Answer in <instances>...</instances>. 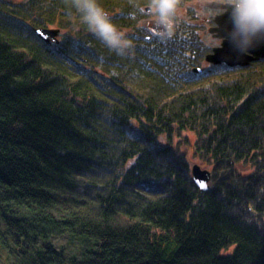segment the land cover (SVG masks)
<instances>
[{"label":"trees","instance_id":"16d2710c","mask_svg":"<svg viewBox=\"0 0 264 264\" xmlns=\"http://www.w3.org/2000/svg\"><path fill=\"white\" fill-rule=\"evenodd\" d=\"M111 1L100 4L119 28L137 21L131 11L117 18L119 0ZM141 3L146 6L147 0ZM74 13L64 0H0V251L3 246L10 253L18 251L19 264H264V239L256 231L264 219V192L259 206L252 178L241 184L219 181L216 195L192 201V164L181 147L187 141L184 131L207 136L205 150L196 144L195 154L204 167L220 171L209 157L219 162V149L214 148L222 136L237 128L238 118L262 113L255 106L251 110L245 87L235 86L233 92L217 85L202 88L205 95H216L210 101L214 107L242 115L189 117L183 94L163 88L162 79L149 76L137 59L112 56L80 20L72 28ZM30 21L35 27L75 31L64 35L65 48L48 47L25 24ZM60 49L73 59L76 49L83 52L88 66L104 61L115 65L117 75L128 70L132 81H145L135 84L127 78L122 88L133 99L112 103L103 94L119 93L110 81L94 83L88 69L72 68L57 58ZM102 49L107 52L103 58L98 53ZM197 55L180 56L175 64L192 69L200 62ZM217 69L213 78L231 87L233 77L244 72ZM104 103L117 105L116 114ZM251 123L259 131L254 130L245 146L256 149L252 153L259 156L253 160L262 165L264 119ZM141 134L143 145L138 142ZM161 140L168 141V148L158 145ZM224 153L226 163L240 158ZM165 176L172 182L169 191L149 187L150 181ZM234 191L240 196L232 195ZM231 198L235 204L228 203ZM62 238L79 243V251L69 255L66 245L57 248L53 242ZM224 244H234V253L219 257L216 251Z\"/></svg>","mask_w":264,"mask_h":264},{"label":"bare ground","instance_id":"6f19581e","mask_svg":"<svg viewBox=\"0 0 264 264\" xmlns=\"http://www.w3.org/2000/svg\"><path fill=\"white\" fill-rule=\"evenodd\" d=\"M105 0H99L100 3L104 2ZM117 0H112L109 4H114ZM186 3H191V0H186ZM119 10L116 13V17L120 18L122 14H128L130 11H132L130 5L128 4V0H119V8H116ZM191 7L182 6L178 12L177 20L174 28V36L167 41V43H162L159 39V37L155 34L156 25L153 23L152 17H150L147 14H140L137 13V21H133L127 25L125 28L122 29L129 39L132 40L134 44V48L131 52V55L129 56H118L115 54V52L109 50L103 42H99V44L102 46V48L106 51H111L112 56H116L117 58H125L128 60L137 59L142 66H144L145 70L149 72V76H155L156 78L162 79V86L163 88H166L167 90H171L174 88L171 92H177L180 94H183L182 101L184 102V106L186 107V114L189 117H192L193 113L200 114L204 117H222L224 114H226L218 104L214 107L213 103L210 102L214 97L215 94L211 92V94L205 95L203 92V87H210L211 85H217L220 88H225L229 90L230 92L234 91L235 86H244L246 89V92L249 93L250 97H252V103H251V110H254L256 107L257 110L262 112L261 114L257 115L255 112L251 113L250 115H245L237 119V128L230 129L228 133V137L222 136V141H220L214 149H219V152L217 153V158L219 159V162L217 160L214 161V158L209 157L211 162L215 165L218 164L219 170L216 171H210L209 169L212 168H203L202 162L198 158V156L195 154L196 150V144L200 145L201 151H204L206 148V140L207 136L205 135H196L194 131H191L192 138L197 139V141H183L184 143L181 144V147H183L185 150H188V153L192 152L194 153V156L189 157L188 153L187 155L183 156V158L187 161H189L190 164H194V166L191 167V171L188 174V177L190 181L188 180L192 186L193 190L191 191V194L189 195L190 199L192 201H197L198 197L207 196V197H213V195H216V188L217 183L222 182H235L236 184H241V182L245 181V178L249 179L252 178V180L256 183L258 190L257 195L260 197L258 198V203L260 206V202L263 201V196L261 197V192H264V170H261L260 167H264V160L262 165H257L255 160H253L254 156L258 157V154L252 153L253 151H256V149H253L252 152L245 146V141L249 137H253L255 135L254 130H258L255 123L247 124V122H263L264 119V50L262 49L264 46L263 44L259 47H256L254 49L250 50V54L248 55H238L232 48V45L229 43L227 39L224 40L221 47L214 48V42L215 37L216 38H223L226 37L227 34L225 33L230 31L231 24L229 22L228 14H224L223 16H218L223 20L225 23L223 24L225 30L217 25L215 30L209 29V24L212 21V17L208 15V17L204 21H200L198 19H191L187 17V15L191 14ZM61 14L65 19H68L67 12L65 10H61ZM75 18L72 22V28L75 27L77 20L79 23L84 24L81 21V18L74 13L73 15ZM119 16V17H118ZM216 17V19L218 18ZM59 21V20H58ZM61 22V21H59ZM34 22H26L25 24L30 27H32L33 32L36 36V38L42 42L44 45L51 47V46H59L65 48V40H63L64 35L68 36L71 33V30H64L61 26H51V27H35L33 24ZM129 22H127L128 24ZM183 30V32L178 33V31ZM218 29V31H217ZM41 32H57L58 34L53 36H50L48 40L44 39L40 36ZM19 33V31H17ZM73 34V33H72ZM65 35V36H66ZM208 35L209 40L205 42L204 44H201V42L197 39H194L192 37H202ZM69 38V37H67ZM99 40V39H98ZM97 40V41H98ZM200 46V47H199ZM199 47L200 50L196 51V48ZM62 49L55 52V56L59 59H61L63 62H65L67 65H69L72 68H86L89 70L90 77L94 81V83H97V81L101 78H105L110 81L112 85V90L115 92V90L119 91L118 94L109 92H103L105 96H108L110 99V102H112V99L117 100L118 102H127L129 99H133L132 94L125 92L122 87H124L123 83L127 82L128 79L132 81V79L127 75L130 72L126 70V73L123 75H117L114 73V69L116 68L114 64L112 65H106L105 62L102 61L98 65L88 66V60L82 58L83 52L79 50H75L73 52V55L75 59L72 57L70 58L69 54L66 53V51H62ZM100 50L98 52L100 56H104L107 54L104 50ZM197 52L198 55H197ZM259 55L260 59L258 62H255L252 64L248 63L247 65H238V61L242 57L246 56H255ZM197 55L196 59H199L200 62H194V67L189 70H182L177 67L175 64V60L180 56H186L187 58L195 57ZM103 58V57H102ZM193 60V59H192ZM209 60H215L218 64H214L210 62ZM219 65H226L229 69H233L236 67L244 69V72L238 73L233 78L235 80L234 86H228L227 84H223L222 82H219L218 80L214 79L212 76V71H218L217 66ZM128 78V79H127ZM145 81V80H140ZM140 81H132L133 83H138ZM153 83H156L158 87H160V84L155 81H149L147 84L152 85ZM125 89V88H124ZM123 91L126 95H123ZM212 96V97H211ZM209 97V98H208ZM263 99V100H262ZM216 100V99H215ZM143 102H145L143 100ZM113 103V102H112ZM106 107H108V110L114 113V115L117 112V105H110L107 103H104ZM255 106V107H254ZM232 115H242L241 111H237L236 113H231ZM230 114V115H231ZM252 114L254 117H252ZM229 118L230 115L226 114ZM188 117V118H189ZM191 119V118H189ZM194 120V119H191ZM121 125V124H120ZM213 134L212 132H210ZM162 135V134H160ZM184 135L187 136L186 131H184ZM203 136L202 138H200ZM210 136V135H209ZM162 137V136H161ZM199 139V140H198ZM145 141L144 134H141L138 138V142H140L141 145H143V142ZM158 145L160 147H163L164 149L168 148L167 142L168 141H157ZM193 144V145H192ZM225 150H228L233 155H238L240 158H233L229 162H224L226 160L225 158ZM174 153H176V150L173 149ZM184 151V150H183ZM186 152V151H185ZM213 165V166H214ZM197 166V172L196 174H193L194 167ZM187 173L184 174L183 177H186ZM162 178V177H161ZM160 180H152L150 181L149 187L154 190H163L164 192L169 191L171 180L169 177H163ZM182 180V178H181ZM183 181V180H182ZM184 182V181H183ZM200 184H203L204 187H200ZM195 186V187H194ZM140 189L143 190V186L140 184ZM237 193H233L232 195H238L240 196L241 192L234 191ZM230 204H235L234 199H230L228 201ZM263 203V202H262ZM264 207V204H263ZM261 221L256 229L258 233H260L263 236L264 239V219H259ZM249 223V221H246ZM249 226L248 224H246ZM257 236V235H256ZM259 240H262L260 237ZM10 245L12 244V240L9 239ZM224 245H220L218 247V251H216V255L221 256H227L232 255L234 253V244H228L226 247ZM56 248V247H55ZM58 248V247H57ZM7 250L6 247H2V250ZM29 250V249H28ZM22 253V252H20ZM30 253V252H29ZM220 254V255H219ZM21 255V254H20ZM19 255V256H20ZM27 259V258H26ZM262 262L258 261H252L248 262V264H261ZM37 264V263H36Z\"/></svg>","mask_w":264,"mask_h":264},{"label":"clouds","instance_id":"9594fccd","mask_svg":"<svg viewBox=\"0 0 264 264\" xmlns=\"http://www.w3.org/2000/svg\"><path fill=\"white\" fill-rule=\"evenodd\" d=\"M64 3L75 10L87 29L109 50L118 56L131 55L132 40L113 23L99 0H64ZM128 4L132 9L129 15L133 18L137 13L152 17L155 34L162 43L174 36L178 12L186 6L214 20L228 14L231 29L226 37H215L214 48L221 47L227 39L238 55H248L251 49L264 44V0H191V3L186 0H147L146 6L141 0H128Z\"/></svg>","mask_w":264,"mask_h":264},{"label":"rangeland","instance_id":"374dc122","mask_svg":"<svg viewBox=\"0 0 264 264\" xmlns=\"http://www.w3.org/2000/svg\"><path fill=\"white\" fill-rule=\"evenodd\" d=\"M197 11H193L191 9V14L187 15V17L192 19L194 16L200 15V13H197ZM205 38H206V42H207L209 40V37L207 35H205ZM187 141H190L192 143V141H197V139H194V138H192V135L187 134ZM188 156L189 157L194 156L193 151L188 153ZM192 166H194V164H192ZM203 168H205V167L203 166ZM209 170L210 171H214L213 169H209ZM53 244H55L56 247L61 246V244L66 245L68 247V249L70 250L69 251V255H72L71 252L79 251L78 250L79 249V243H73L68 238L58 239V240L54 241ZM41 248H42V246L39 247V249H41ZM5 251H8V250H1L0 251V264H6L8 262L10 264H19L20 262H22V260L20 259V256H17V254H16V252H18V251H11V252H14V253H10L9 251L5 252Z\"/></svg>","mask_w":264,"mask_h":264},{"label":"water","instance_id":"95a60500","mask_svg":"<svg viewBox=\"0 0 264 264\" xmlns=\"http://www.w3.org/2000/svg\"><path fill=\"white\" fill-rule=\"evenodd\" d=\"M216 23L220 26V27H222L224 30H225V28H224V26H223V24L225 23L223 20H221V18L220 17H218L217 19H216ZM215 30V29H214ZM217 31H218V29H217ZM226 34L228 33L227 32V30H226V32H225ZM58 33L56 32H41L40 33V36L41 37H43L44 39H46V40H48V38L50 37V36H55V35H57ZM263 46H264V44H263ZM263 50H264V47L262 48ZM255 54V53H254ZM260 56L259 55H256L255 54V56H246V57H242V58H240L239 59V61L237 62L238 63V65L239 66H242V65H247L248 63L250 64V62H254V61H257V60H260V58H259ZM210 62H212V63H214V64H218L215 60H209ZM197 166L196 167H194V172H193V174H196V172H197Z\"/></svg>","mask_w":264,"mask_h":264},{"label":"snow or ice","instance_id":"6c2138e0","mask_svg":"<svg viewBox=\"0 0 264 264\" xmlns=\"http://www.w3.org/2000/svg\"><path fill=\"white\" fill-rule=\"evenodd\" d=\"M200 187H204V185L203 184H200Z\"/></svg>","mask_w":264,"mask_h":264}]
</instances>
